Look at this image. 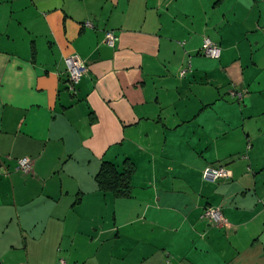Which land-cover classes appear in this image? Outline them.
<instances>
[{
	"label": "crops",
	"instance_id": "obj_1",
	"mask_svg": "<svg viewBox=\"0 0 264 264\" xmlns=\"http://www.w3.org/2000/svg\"><path fill=\"white\" fill-rule=\"evenodd\" d=\"M0 264H264V0H0Z\"/></svg>",
	"mask_w": 264,
	"mask_h": 264
},
{
	"label": "built area",
	"instance_id": "obj_2",
	"mask_svg": "<svg viewBox=\"0 0 264 264\" xmlns=\"http://www.w3.org/2000/svg\"><path fill=\"white\" fill-rule=\"evenodd\" d=\"M85 25H89L85 22ZM117 37L111 32H106L105 42L109 46H113ZM201 55L209 58H218L220 55L219 47L213 43L210 39L204 38L202 46L200 48ZM67 72V86L68 90L72 93H76L75 87L78 84L80 78L86 71L85 64L75 55H69L64 58ZM185 69L180 71V76H183ZM240 97V94H238ZM18 168L23 173H29L31 171V159L28 157H22L18 160ZM202 179L206 182H214L216 180L228 178V172L222 166H207L201 172ZM201 218L207 219L213 223L221 222V213L218 207H207L201 213Z\"/></svg>",
	"mask_w": 264,
	"mask_h": 264
},
{
	"label": "trees",
	"instance_id": "obj_3",
	"mask_svg": "<svg viewBox=\"0 0 264 264\" xmlns=\"http://www.w3.org/2000/svg\"><path fill=\"white\" fill-rule=\"evenodd\" d=\"M130 172V168L127 171L117 172L110 163L103 162L96 175L98 186L101 190L112 192L115 197L126 196L130 188Z\"/></svg>",
	"mask_w": 264,
	"mask_h": 264
}]
</instances>
